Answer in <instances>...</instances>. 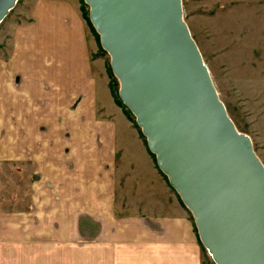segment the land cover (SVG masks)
Masks as SVG:
<instances>
[{"label": "crops", "instance_id": "obj_1", "mask_svg": "<svg viewBox=\"0 0 264 264\" xmlns=\"http://www.w3.org/2000/svg\"><path fill=\"white\" fill-rule=\"evenodd\" d=\"M29 19L15 31L17 54L11 60L26 80L44 81L60 92L41 86L35 91L51 97L49 104L33 107V125L37 121L46 134L33 137L38 220L23 217L30 230L33 222V236L26 238L21 215L0 212V264H22V253L32 258V247L49 250L46 257L61 264H214L202 262L207 252L192 214L156 167L144 139L149 170L134 164L131 175L141 194L130 200L126 186L125 203L117 198V141L125 116L94 76L80 0H33ZM47 112L55 123L43 117ZM23 243H33L30 252H23Z\"/></svg>", "mask_w": 264, "mask_h": 264}, {"label": "water", "instance_id": "obj_2", "mask_svg": "<svg viewBox=\"0 0 264 264\" xmlns=\"http://www.w3.org/2000/svg\"><path fill=\"white\" fill-rule=\"evenodd\" d=\"M18 0H0V22ZM118 97L214 264H264V167L237 131L181 0H83Z\"/></svg>", "mask_w": 264, "mask_h": 264}, {"label": "rangeland", "instance_id": "obj_3", "mask_svg": "<svg viewBox=\"0 0 264 264\" xmlns=\"http://www.w3.org/2000/svg\"><path fill=\"white\" fill-rule=\"evenodd\" d=\"M181 3L183 19L209 70L219 99L237 131L251 140L264 167V0H181ZM32 6L33 0H18L0 23V212L10 209L14 214L19 213L22 234L26 238L33 236V222L30 230L23 217L38 220L34 212L37 203L33 202V137L46 135L39 130L37 121L33 125V107L47 105L51 100V97L38 95L41 87L45 92H60L58 88H47L44 81L26 80L17 63L11 60L17 54L14 52L15 31L30 20ZM85 23L96 81L100 90L113 100V107H119L110 91L113 81L107 69L109 56L100 51L97 37ZM42 114L46 119L50 112ZM124 116L125 124L119 128L120 153L116 164L117 198L123 203L127 198L126 186L132 193L130 200L141 194L131 178L135 165L145 172L149 170L144 138L138 134L139 129L129 115L124 112ZM53 119L55 123L54 116ZM45 125L51 124L46 122ZM34 175L40 178L37 173ZM55 245L53 251L62 246L61 243ZM21 246L23 252H30L29 246L33 243ZM31 252L32 258L22 253V264H30V261L61 264L59 259L46 257L49 250L40 247L33 250L32 247ZM207 254L202 262L211 259Z\"/></svg>", "mask_w": 264, "mask_h": 264}, {"label": "trees", "instance_id": "obj_4", "mask_svg": "<svg viewBox=\"0 0 264 264\" xmlns=\"http://www.w3.org/2000/svg\"><path fill=\"white\" fill-rule=\"evenodd\" d=\"M80 9H81V13H82V16H83V18H84V20L87 22V24L89 25V27H90V29H91V31H92V33H94L95 34V36L97 37V39H98V45H99V49H100V51L102 52V53H104V54H106V52L102 49V47L100 46V43H99V36H98V34L96 33V31L94 30V28H93V26L91 25V23H90V21H89V18H88V6L84 3V1L83 0H81V6H80ZM12 10V9H11ZM10 10V11H11ZM9 11V12H10ZM8 12V13H9ZM8 15V14H7ZM6 15V16H7ZM5 16V17H6ZM3 21V20H2ZM1 21V22H2ZM0 22V23H1ZM108 72H109V74H110V76H111V78H112V83H111V87H110V91H111V94H112V96H113V98H114V101H115V103L120 107V108H122V110L126 113V114H128L129 115V117L133 120V123H134V125H135V127H137L138 129H139V131H140V128L137 126V124L135 123V119H134V116H133V114L130 112V110L128 109V108H126L125 106H124V104L122 103V101L120 100V98L118 97V93H117V91H118V82H117V80H116V78L113 76V74H112V72H111V69H110V66L108 65ZM114 85V86H113ZM140 134H141V136L144 138V141H145V144H146V140H145V137L143 136V134L141 133V131H140ZM148 152H149V154L153 157V159H154V161H155V156H154V154L153 153H151L149 150H148ZM156 163V162H155ZM157 167V166H156ZM158 168V167H157ZM159 170V169H158ZM160 171V170H159ZM161 172V171H160ZM162 173V172H161ZM163 174V173H162ZM163 176L166 178V176L163 174ZM166 180H167V178H166ZM167 183H168V180H167ZM169 184V183H168ZM169 186H170V184H169ZM171 187V186H170ZM172 188V187H171ZM173 189V188H172ZM174 190V189H173ZM175 191V190H174ZM183 204V203H182ZM184 205V204H183ZM203 247V246H202ZM204 249V248H203ZM205 250V249H204ZM206 251V250H205Z\"/></svg>", "mask_w": 264, "mask_h": 264}]
</instances>
